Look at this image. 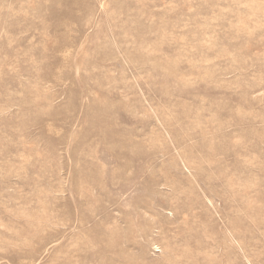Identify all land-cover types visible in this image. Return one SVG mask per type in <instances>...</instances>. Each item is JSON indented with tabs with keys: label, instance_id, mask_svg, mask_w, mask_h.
<instances>
[{
	"label": "rangeland",
	"instance_id": "1",
	"mask_svg": "<svg viewBox=\"0 0 264 264\" xmlns=\"http://www.w3.org/2000/svg\"><path fill=\"white\" fill-rule=\"evenodd\" d=\"M0 264H264V0H0Z\"/></svg>",
	"mask_w": 264,
	"mask_h": 264
}]
</instances>
